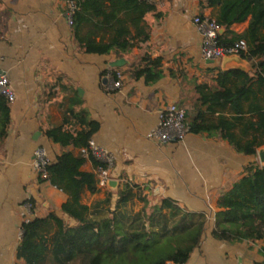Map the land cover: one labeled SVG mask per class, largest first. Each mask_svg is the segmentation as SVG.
<instances>
[{
  "label": "crops",
  "instance_id": "0c3cea01",
  "mask_svg": "<svg viewBox=\"0 0 264 264\" xmlns=\"http://www.w3.org/2000/svg\"><path fill=\"white\" fill-rule=\"evenodd\" d=\"M148 1L160 15L144 17L149 39L126 54L99 55L86 53L76 42L68 23L69 0H0V69L15 94L8 103L9 125L0 144V264H24L17 258L23 223L54 214L74 225L60 210L67 196L41 180L33 168L38 147L46 150L51 162L64 151L85 159L81 171L94 176L96 188L94 193L86 188L80 193L88 218L101 221L118 214L129 222L152 215L158 232L162 221L172 227L181 220L188 224L191 216L194 222L205 217L200 244L185 264L263 262L261 241L230 243L212 237L218 196L242 177L247 164L258 162L256 156L237 153L218 135L187 132L181 143L168 144L148 138L164 105L174 103L187 110L195 98L194 84L211 82L220 69L221 62L201 57V36L192 23L195 15L216 18L218 10L200 9V0ZM246 27L247 21L227 32L221 28L218 35L230 40ZM91 29L82 25L79 33L85 36ZM110 38L108 31L92 36L96 43ZM145 55L161 59L162 76L150 85L128 74ZM114 72L123 76L116 90L111 88ZM72 108L86 111L98 123L92 141L114 157V188L98 185L96 167L85 149L62 148L45 136ZM214 118L218 126L237 132L229 113L219 112ZM165 200L178 209L176 216L166 208L152 214ZM25 204L31 205L29 212Z\"/></svg>",
  "mask_w": 264,
  "mask_h": 264
},
{
  "label": "trees",
  "instance_id": "16d2710c",
  "mask_svg": "<svg viewBox=\"0 0 264 264\" xmlns=\"http://www.w3.org/2000/svg\"><path fill=\"white\" fill-rule=\"evenodd\" d=\"M74 2L72 28L76 42L86 53L106 55L126 54L136 43H145L150 28L144 21L147 14L156 13V5L148 0H69ZM217 9L210 18L226 32L234 25L247 21L243 33L230 40L218 35L220 46H231L243 40L246 51L239 56L250 64L248 72L240 70L217 73L211 82L194 84L195 98L185 110L187 132L218 135L237 153L256 156L264 146V0H200V9ZM202 16V15H200ZM82 25L91 30L81 36ZM108 31V43H96L92 36ZM133 80L150 85L161 76V59L145 55L140 65L130 68ZM80 100L76 97V106ZM227 112L237 126V132L218 126L214 115ZM9 125L8 102L0 96V144ZM66 126L80 128L67 129ZM97 122L88 118L86 111L70 109L62 123L45 131V136L62 148L88 149L89 141L98 131ZM95 167L102 163L89 154ZM85 159L69 151L62 152L45 168L43 181L61 190L67 200L61 212L74 222L64 223L54 214L22 224L17 258L24 264H185L192 250L200 244L205 217L186 224L181 220L172 227L159 222L155 232L152 215L144 219L133 217L123 222L115 214L101 221L88 218V207L80 203V193L86 188L96 191L94 176L81 171ZM170 209V216L179 211L165 200L154 212ZM212 237L230 243L262 242L260 254L264 259V166L258 162L247 164L242 177L217 198ZM149 221V225L146 224ZM264 264V260L261 263Z\"/></svg>",
  "mask_w": 264,
  "mask_h": 264
},
{
  "label": "built area",
  "instance_id": "2783aa9c",
  "mask_svg": "<svg viewBox=\"0 0 264 264\" xmlns=\"http://www.w3.org/2000/svg\"><path fill=\"white\" fill-rule=\"evenodd\" d=\"M75 9V4L72 1L68 2V23L72 24V14ZM192 23L201 36L200 52L201 57L210 61L213 64H219L226 56L240 55L246 51V44L243 40L235 42L231 46H220L218 43V33L220 27L216 22L209 17L195 15L192 18ZM111 79V88L120 89L122 86L123 76L121 72H114ZM0 96L5 98L8 103L15 99L14 91L10 86L7 75L0 69ZM187 133L185 124V111L177 107L174 103L164 105L159 112V122L155 129L149 134L148 138L155 140L159 144L181 143ZM84 154H90L96 160L102 163V166L96 168L98 176V185L100 187H107L110 178L111 169L114 163V157L104 149L97 147L92 140L89 141L88 149L84 150ZM46 150L38 147L33 155V168L35 172L45 177V168L51 164ZM24 208L29 212L31 205L25 204ZM20 234V240H21ZM14 264H22L16 262ZM166 264H174L167 262Z\"/></svg>",
  "mask_w": 264,
  "mask_h": 264
},
{
  "label": "water",
  "instance_id": "95a60500",
  "mask_svg": "<svg viewBox=\"0 0 264 264\" xmlns=\"http://www.w3.org/2000/svg\"><path fill=\"white\" fill-rule=\"evenodd\" d=\"M220 69L222 71L240 70L243 72H248V70L250 69V64L240 56L232 55L226 56L221 60ZM256 159L260 165L264 166V146L256 151ZM107 186L110 188H114L116 186V182L113 180H109Z\"/></svg>",
  "mask_w": 264,
  "mask_h": 264
}]
</instances>
